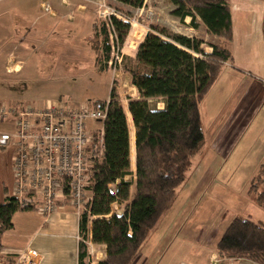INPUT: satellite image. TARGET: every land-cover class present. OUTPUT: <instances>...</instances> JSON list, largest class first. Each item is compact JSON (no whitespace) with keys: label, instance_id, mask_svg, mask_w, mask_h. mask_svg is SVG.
<instances>
[{"label":"trees","instance_id":"trees-1","mask_svg":"<svg viewBox=\"0 0 264 264\" xmlns=\"http://www.w3.org/2000/svg\"><path fill=\"white\" fill-rule=\"evenodd\" d=\"M115 1L133 7L143 3V0ZM170 1L176 6L174 14L180 19L189 16L195 24L198 17L208 33L223 40L231 39L227 0ZM116 10L124 15L123 7ZM107 22L113 36L111 42L104 23L92 27L90 45L99 71L104 69L112 47L120 51L130 29L129 23L116 15L109 16ZM147 28L138 48L136 42L140 37L132 28L127 43L137 52L124 68L138 96L128 103L134 124V193L133 180L126 179L132 175V169L129 125L122 104L113 90L107 103L102 99L88 103L90 107H105L106 116L100 123L103 153L92 163L85 187L89 198L79 213L78 264H90L85 262L89 231L92 243L106 247L105 259L97 264H133L139 257L149 233L166 215L177 187L185 181L193 158L206 145L201 102L223 64L233 62L231 53L221 45H211V52L206 53L197 40L171 33L159 25L150 24ZM155 99H160L162 108L151 101ZM94 128L96 137L97 127ZM248 194L253 195L255 204L264 210V164L251 178ZM115 204L121 214L113 211ZM32 208L30 204L20 207L17 196L5 195L0 203V259L3 257L1 237L12 227L13 214ZM215 250L220 258H245L264 264V223L235 216Z\"/></svg>","mask_w":264,"mask_h":264},{"label":"rangeland","instance_id":"rangeland-1","mask_svg":"<svg viewBox=\"0 0 264 264\" xmlns=\"http://www.w3.org/2000/svg\"><path fill=\"white\" fill-rule=\"evenodd\" d=\"M229 1H231L234 10H236L235 18L237 22L235 29L236 40L231 44L234 56L233 64L237 69L249 74V45H252L251 47L257 53V59L264 63V30L260 33L261 37L257 38V40L256 38L249 39V27L245 31L243 27L239 26L241 19L243 21L244 19H249V4H239L235 0ZM107 2H105L106 5L101 1L93 4L95 25L100 26L104 23L108 40L111 42L113 36H111L107 21L108 17L111 16L109 13L112 11L116 17L118 16L119 19L122 18L128 22L130 29L120 51H116L114 47L110 49L108 60L102 71H99L94 64L95 55L93 50H91V45H88L87 33L85 35L76 34V37L73 35L65 36L62 35L65 31L55 28L54 34H47L44 37L43 46L39 50L34 52L32 56L29 55L24 58L21 79L15 78L13 82L3 86L5 92L0 91V104L16 106L17 103H20L31 105L34 109H42L46 101L61 99L74 105V107H78L81 104L88 105V103L97 99L103 100L113 90L125 110L130 131L129 135H131L134 131V124L131 113L128 110V103L130 100L137 99L138 96L136 89L130 85V76L124 71V68L130 62V59L135 58L137 52L136 50L134 53V50L129 48L127 43L132 28L140 37L136 42L137 48L148 31L147 26L150 24L162 26L171 33L197 40L201 42L200 46L206 51L211 50V45L223 43L221 38L207 32L205 26L198 22V17L195 19V24L191 23L190 17L186 18L188 23L183 22V19L174 14L176 6L170 0H143L140 7L121 5L115 0H107ZM120 6L124 8V15L116 10ZM250 7L255 6L250 5ZM254 11L259 18L264 19V0L260 1V6H256ZM241 14L244 15V18L241 16V18H238ZM82 30L84 29H79L81 32ZM58 32L59 35H62V38L57 37ZM91 36L92 31L91 34L89 33V42L91 41ZM249 40L253 43H249ZM240 41L242 43H239ZM75 42L79 45L76 49L74 46ZM69 47H71L72 51L69 50ZM227 48H229L228 43ZM233 82L226 77L218 78L215 86L210 88L201 102L203 121L209 123L213 119L216 106L221 104L217 103L220 99L221 102H228V108L225 113L229 111L234 98L236 100V105L232 107L229 113L225 114L224 118L221 117V119L223 118L222 125L218 130V127H216V133L214 128L211 132L210 130L207 131L208 138L211 141L210 145L216 148L220 156L214 154L209 147L206 150L205 146L193 158L191 169L188 171L185 181L177 187L175 198L166 216L149 233L144 248L145 254L155 245H158L160 242L158 239L163 230H177V228L183 227V223L189 225L190 221L187 220V215L191 210H194L193 214L213 213L215 218L222 217L228 213L242 215V211L247 215L249 199L253 200V195L248 194L249 179L253 174L251 173L252 164L249 161L252 160L251 156L249 157V92L242 91L236 84L235 78H233ZM221 84L224 86L222 92L219 91ZM107 99L108 97L105 100ZM4 101H7V103ZM151 101H155L157 107L163 106L160 99ZM217 116L216 113L214 118ZM91 126L99 127L100 124L91 122ZM13 129L12 119L0 118V132H7ZM235 138H238L236 140L237 143L231 153H229L230 145L234 143ZM8 147L13 152L12 167L14 174L16 156L14 146L7 143L0 146V150H7ZM204 155L206 160L210 159V162L213 163L212 166H214L215 172H210L208 170L209 167H206L205 160H202L205 157ZM130 164L132 175L127 176L126 179L131 178L133 180L132 191H134L136 187L134 179L136 174L135 176L133 175L136 173L135 161L130 159ZM208 180H213L214 182L207 188V192L205 190V193L199 196L200 192L203 191L200 185ZM198 200H200L199 203H197ZM27 205L29 204L21 205L20 202V207H26ZM113 211L116 214H121V209L116 204L113 205ZM99 218L108 219L109 216H99ZM261 218L264 221L263 215ZM202 228L207 231L210 226H202ZM215 228L218 229V226ZM205 229L203 230L204 233H206ZM156 230L158 231L156 232ZM200 235L203 238V233ZM189 247L193 248L192 245ZM192 256V250L189 248L184 252L182 258L189 260ZM177 257H180L179 253Z\"/></svg>","mask_w":264,"mask_h":264},{"label":"crops","instance_id":"crops-1","mask_svg":"<svg viewBox=\"0 0 264 264\" xmlns=\"http://www.w3.org/2000/svg\"><path fill=\"white\" fill-rule=\"evenodd\" d=\"M99 1L103 2L104 0H0V91L5 92L3 86L13 82L15 78L21 79L24 58L29 55L32 56L34 52L39 50L43 46L44 37L47 34H54L55 28L65 31L66 33L62 34L65 36L73 35L76 37V34L85 35L87 33L86 38L90 46L89 33L91 34L92 27L96 24L93 19L95 14L93 4ZM260 1L263 0H259V2L258 0H235L239 4H249V19H244V21L241 19L239 23V26L243 27L245 31L249 27V39L256 38L257 40L264 30V19L259 18L254 11L256 6H260ZM227 3L230 8L232 37L230 40L222 39L223 43L219 45L225 47L231 53L234 61L231 44L236 40V10H234L231 1L227 0ZM46 4L48 5L47 10L45 9ZM250 5L255 7H250ZM240 16L244 18L243 14L239 15L238 18H241ZM186 18H189V16L183 18V22L188 23ZM197 19L200 22V19ZM79 29L85 31L82 30L81 32ZM62 35H59L58 32L57 37L62 38ZM241 41L239 43H242ZM76 42L75 49L79 46ZM227 43L229 48H227ZM249 43L253 42L249 40ZM251 46L249 45V74L237 69L233 62L232 64L225 62L218 78L226 77L231 79L232 82L235 78L238 87L246 93L249 92V157L252 158L249 161L252 164V178L257 174L260 166L264 164V63L257 59V53ZM69 50L72 51L71 47H69ZM204 51L206 53L211 52V50ZM215 84L216 81L213 86ZM223 87V84H221L220 89L218 88L219 91L222 92ZM217 103L221 104L216 106L212 121L209 123L203 121V124L206 132V150L209 147L214 154L220 156L216 148L210 145L211 141L208 138L207 131L210 130L211 132L214 128L216 133L222 125L225 114H228L232 107L236 105V100L234 98V102L227 113L225 112L228 108V102H221L220 99ZM8 105L10 106V104ZM11 106L18 108L23 107L24 104L17 103L16 106ZM216 113L218 116L214 118ZM221 117L223 118L221 119ZM216 127H218L217 130ZM131 135L130 159H132L131 143L134 142V131ZM237 139L235 138L234 143L230 145L229 153L237 143ZM202 160H205V165L209 167L210 172H215L210 159L206 160L205 156ZM12 164V149L9 147L7 150L1 149L0 203L3 202L6 194L16 195ZM135 174L133 175L135 176ZM134 179L136 184V178ZM213 182V180H208L202 183L200 187L203 188V191L200 192L199 196L203 195L205 190L207 192V188ZM134 192L135 189L132 193ZM22 198L34 208L18 210L13 214L12 227L5 230L1 237V255L3 257L0 259V264H9L10 261L15 263L16 259L20 258L22 254L25 255L22 258L25 261L23 262L20 259L21 264H27L26 261L29 262L28 264H78L79 213L69 203L68 196L58 200L56 207L49 212L42 211L43 199L40 196L31 192H24ZM199 202L200 200L197 201V203ZM193 211L191 210L187 215V220L190 221L189 225L183 223V227H179L177 230H163L158 239L160 242L151 248L147 254L144 253L146 239L141 254L133 264H257L245 258H220L215 250L219 238L235 216H243L264 223L261 220L262 215L264 216V210L257 207L252 199H249L247 215L242 211V215L228 213L215 218L213 213H199V215L193 214ZM207 225L210 226V229L206 231L202 226ZM216 226H218V229L215 228ZM204 229L206 233L203 232ZM201 233L204 235L203 238H201ZM187 243L192 245L193 248L189 247L190 245ZM86 246L88 256L85 262L97 264L105 259V245L93 244L90 239V231L87 234ZM189 248L192 250L193 256L189 260L183 259L184 252ZM178 253L180 257H177Z\"/></svg>","mask_w":264,"mask_h":264},{"label":"built area","instance_id":"built-area-1","mask_svg":"<svg viewBox=\"0 0 264 264\" xmlns=\"http://www.w3.org/2000/svg\"><path fill=\"white\" fill-rule=\"evenodd\" d=\"M105 116V107H74L61 99L46 101L42 109L0 104V118L14 123L13 130L0 132V146L9 143L16 150L15 194L21 205L27 203L22 194L31 192L43 199L42 211L53 210L66 196L78 213L84 209L92 161L103 153L102 127H97L95 137L91 122L100 124ZM24 257L14 264L24 262Z\"/></svg>","mask_w":264,"mask_h":264},{"label":"bare ground","instance_id":"bare-ground-1","mask_svg":"<svg viewBox=\"0 0 264 264\" xmlns=\"http://www.w3.org/2000/svg\"><path fill=\"white\" fill-rule=\"evenodd\" d=\"M132 134V133H131ZM131 138H133V137H131ZM134 140V139H133ZM131 153H132V159L133 160H135L134 159V142L132 141V143H131ZM15 189H16V186H15Z\"/></svg>","mask_w":264,"mask_h":264}]
</instances>
